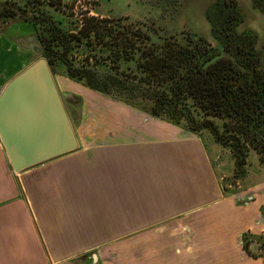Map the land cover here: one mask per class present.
<instances>
[{
    "label": "crops",
    "instance_id": "1",
    "mask_svg": "<svg viewBox=\"0 0 264 264\" xmlns=\"http://www.w3.org/2000/svg\"><path fill=\"white\" fill-rule=\"evenodd\" d=\"M13 54L0 57V94L24 69ZM119 103L124 124L143 113ZM144 121L135 134L79 138L76 150L20 172L0 138V264H66L90 252L100 264H264L243 247L245 233L264 234V194L240 203L224 193L230 171L214 138Z\"/></svg>",
    "mask_w": 264,
    "mask_h": 264
},
{
    "label": "trees",
    "instance_id": "2",
    "mask_svg": "<svg viewBox=\"0 0 264 264\" xmlns=\"http://www.w3.org/2000/svg\"><path fill=\"white\" fill-rule=\"evenodd\" d=\"M45 3L66 7L62 0H0V36L13 21L28 24L53 75L190 132L209 131L232 152L234 181L246 177L249 151L255 150L264 163L263 76L253 77L189 29L166 34L152 23L86 12L70 30ZM227 184L222 181L225 194ZM261 213L264 217V205ZM256 238L264 235L245 233L243 247L264 259L251 249Z\"/></svg>",
    "mask_w": 264,
    "mask_h": 264
},
{
    "label": "rangeland",
    "instance_id": "3",
    "mask_svg": "<svg viewBox=\"0 0 264 264\" xmlns=\"http://www.w3.org/2000/svg\"><path fill=\"white\" fill-rule=\"evenodd\" d=\"M214 1L62 0L66 4V7L56 9L48 3H45L43 7L60 21L65 28L70 30H75L80 24L82 13L89 12V16L112 15L114 17H129L131 20L152 23L156 28L161 29L166 34L178 33L183 29H189L198 36L209 40L213 46H218V41L212 35L211 25L206 19V9ZM239 1L247 13L246 22L241 28L249 26L251 28H259L258 30L262 37L259 47H262L264 43V19L253 8L251 0ZM19 2L23 4L25 0H19ZM37 48H40V45L36 38V32L28 24L13 21L8 27V30L5 31L3 39L0 41V57H4V49L8 51V54L13 52L17 56L13 54L11 56L8 55V57L15 56L16 61L19 62L20 60L25 69L32 61L41 56V53H37ZM19 49L22 51V54L18 51ZM81 50L83 51V49ZM226 55L228 56L230 54ZM262 66H264V59L262 60ZM61 72L63 73L64 69ZM54 77L63 96L76 134L82 140L93 141L96 137L108 136L109 138L110 135L122 134L125 131L128 132V130L132 131L142 121V124H144V120L154 118L144 112L141 114L136 113L134 116L130 115L131 112L130 114L128 112L129 116L127 115V118H133L134 123L124 124L121 120L126 116H123V109H121L119 101L97 94L79 83H69L70 85H66L63 90L62 81L65 79V76L55 74ZM131 133L135 134L134 131ZM203 135L206 136L207 140L209 138L211 139V137L213 138L212 133L209 131L204 132ZM220 148L219 155L221 157L219 162H226L223 171H230L222 180L226 182L228 180L229 184L226 185V188L229 190L228 195L234 196L240 203L251 201L255 198V195L260 199L262 194H264V163H261L259 154L255 150L249 151L247 175L243 180L234 181V169H232L233 154L229 148H224L221 145ZM256 184H259V186L255 189H250L248 193L247 191L244 193L249 185L255 186ZM257 236L260 237V235ZM263 242L264 239H254L251 248L252 251L256 254H264V249H259ZM66 264H100V260L97 252H90L76 256L66 262Z\"/></svg>",
    "mask_w": 264,
    "mask_h": 264
},
{
    "label": "water",
    "instance_id": "4",
    "mask_svg": "<svg viewBox=\"0 0 264 264\" xmlns=\"http://www.w3.org/2000/svg\"><path fill=\"white\" fill-rule=\"evenodd\" d=\"M36 51L40 53L41 49ZM0 138L17 172L79 147L63 96L45 58L32 61L0 94Z\"/></svg>",
    "mask_w": 264,
    "mask_h": 264
},
{
    "label": "flooded vegetation",
    "instance_id": "5",
    "mask_svg": "<svg viewBox=\"0 0 264 264\" xmlns=\"http://www.w3.org/2000/svg\"><path fill=\"white\" fill-rule=\"evenodd\" d=\"M251 3L264 19V0H251ZM246 18V10L239 0H215L206 9V19L218 41L216 47L225 55L230 54L228 56L253 77L259 74L264 79V43L259 47L262 38L259 28H241Z\"/></svg>",
    "mask_w": 264,
    "mask_h": 264
}]
</instances>
